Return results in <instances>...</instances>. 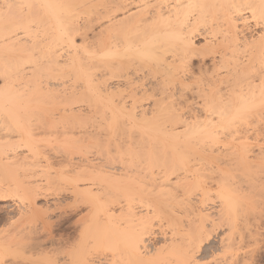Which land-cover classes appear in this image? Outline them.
I'll use <instances>...</instances> for the list:
<instances>
[{"label":"bare ground","instance_id":"bare-ground-1","mask_svg":"<svg viewBox=\"0 0 264 264\" xmlns=\"http://www.w3.org/2000/svg\"><path fill=\"white\" fill-rule=\"evenodd\" d=\"M247 2L0 0V248L180 264L208 232L201 256L243 258L228 198L259 207L264 190L256 127L232 123L264 106L262 30L236 21Z\"/></svg>","mask_w":264,"mask_h":264},{"label":"snow or ice","instance_id":"snow-or-ice-1","mask_svg":"<svg viewBox=\"0 0 264 264\" xmlns=\"http://www.w3.org/2000/svg\"><path fill=\"white\" fill-rule=\"evenodd\" d=\"M10 7V6H9ZM156 7V5H152ZM159 7L163 8L164 5ZM243 11L236 17V21L242 22L244 25H247L249 28L252 26L254 21L256 26L262 30V37H264V0H258L256 2H247L240 6ZM244 12H250V17H245ZM68 39L71 41V35L68 36ZM261 84L264 86V65H262L260 71ZM257 121L259 123L257 124ZM237 128L243 124H247L249 127H256V135L258 136L257 141H251V143H259L260 145V156L261 161L264 163V106L259 112H252L250 109H246L238 114V116L232 122ZM227 131V129H225ZM25 134L31 139L42 138L40 134L35 129H26ZM248 151V149H245ZM207 185H204L206 190ZM194 191L199 193L201 191L200 187L194 189H185V192ZM5 196H0V200L6 199ZM221 199L224 200L225 197L221 196ZM17 200H20L22 203H27L23 199V196H17ZM229 204V213L232 218V227L233 232L240 231L246 233V236H241L240 239L244 240L247 238L248 242L246 245H242L244 248L245 255L241 260L229 261L216 259L213 255V259L209 260L204 258L199 254V249L203 245L205 240H210L211 236L208 232H204L200 235H194L189 240L190 247L187 248L185 253V258L180 262V264H264V190H262L261 203L257 207L254 200L248 199L243 201H233L231 198H228ZM71 211V209H69ZM258 213V215H257ZM12 223H16V220H13ZM258 225V227H257ZM211 231V229H209ZM147 233V227H145L144 232L140 234V237L135 242V250L138 252H143L141 248V243H146L144 236ZM79 243V242H78ZM259 249L261 253V259H253L252 256L255 255L256 250ZM73 251H75V246H73ZM111 251L108 246L101 244L91 245L89 250L85 252L82 259H73L71 262L65 261L64 264H115L111 258L105 261L103 258L97 260L96 257L100 256L101 253H107ZM147 255L146 252L143 253ZM222 255L224 253H221ZM0 264H25V261L21 258V253L12 249L10 246H5L0 248ZM47 264H60L59 261H48ZM130 264H154L151 260H138L135 262H130Z\"/></svg>","mask_w":264,"mask_h":264},{"label":"rangeland","instance_id":"rangeland-1","mask_svg":"<svg viewBox=\"0 0 264 264\" xmlns=\"http://www.w3.org/2000/svg\"><path fill=\"white\" fill-rule=\"evenodd\" d=\"M50 140V139H49ZM51 140H52V138H51ZM50 140V142L49 143H42L43 144V150L42 151H44L47 155L48 154H54V152L56 153V149L58 150V147H59V143H57V142H52ZM49 146V147H48ZM53 146V147H52ZM58 146V147H57ZM51 147V148H50ZM55 147H57V148H55ZM49 149H51V151L52 150H55L53 153H51V151H50V153L48 152L49 151ZM48 150V151H47ZM46 154H44V155H46ZM40 171V172H39ZM36 173V174H35ZM34 173V177H36V179H38V180H41V181H45L49 176H53L54 175V172H53V170H51L50 172H49V174L47 173V171H45L44 169L41 171V169L39 170H37V172H35ZM42 173V174H41ZM44 173H45V176H44ZM38 174V175H37ZM39 177H40V179H39ZM43 177V178H42ZM45 178V179H44ZM260 201H261V197H260ZM2 223L4 224V222L3 221H1L0 222V226L2 225ZM65 225H67V224H65ZM64 225V227H66ZM64 227L62 228V227H60V229L59 230H57L56 232H57V234H64V236H68V235H72V228H67V229H65L64 230ZM257 227H258V225H257ZM62 230H64V231H62ZM66 234V235H65ZM33 235V234H32ZM31 235V236H32ZM211 238H213V236H211ZM214 248H215V251H216V253L213 251L214 250ZM214 248L213 249H211V250H208L207 252H208V255L207 256H209V254L211 255V254H217V252H218V249L216 248V246H214ZM209 251H210V253H209ZM213 251V253H211ZM207 252H205V253H207ZM41 255H32V256H30V257H28V255H25L22 259L25 261V264H41V261L43 262V259L40 257ZM252 258L253 259H256V260H259V259H261V253H260V251H259V249H257L256 250V253H255V255L254 256H252ZM241 259H243L242 258V256H241ZM240 259V260H241ZM39 260H41V261H39ZM239 260V259H238ZM37 261V262H36ZM39 261V262H38ZM242 261V260H241ZM43 264H45L44 262H43Z\"/></svg>","mask_w":264,"mask_h":264}]
</instances>
